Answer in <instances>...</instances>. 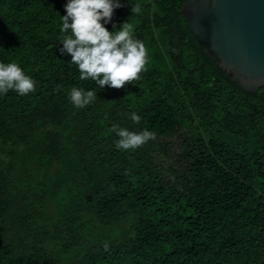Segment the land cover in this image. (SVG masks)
Wrapping results in <instances>:
<instances>
[{
	"label": "trees",
	"instance_id": "trees-1",
	"mask_svg": "<svg viewBox=\"0 0 264 264\" xmlns=\"http://www.w3.org/2000/svg\"><path fill=\"white\" fill-rule=\"evenodd\" d=\"M184 1L121 0L106 27L131 23L146 62L99 89L59 51L66 0H0V61L35 81L0 95V264H264V88L217 68ZM113 123L155 136L117 148Z\"/></svg>",
	"mask_w": 264,
	"mask_h": 264
},
{
	"label": "clouds",
	"instance_id": "clouds-1",
	"mask_svg": "<svg viewBox=\"0 0 264 264\" xmlns=\"http://www.w3.org/2000/svg\"><path fill=\"white\" fill-rule=\"evenodd\" d=\"M122 6L121 0H66L64 15L59 16V51L70 55V62L79 71V79H91L99 89L122 88L126 83L139 79L146 62L144 43L133 36V25L127 20L117 28L113 24L111 31L106 25L111 22L114 9ZM132 13L141 12V5L131 7ZM35 81L26 74L16 62L0 61V95L10 89L19 95L34 90ZM95 88L85 90L73 86L68 91L70 102L83 108L97 99ZM133 122L141 117L130 113ZM110 131L118 139L116 147L121 149L135 148L154 138L155 133L143 129L130 131L113 123Z\"/></svg>",
	"mask_w": 264,
	"mask_h": 264
},
{
	"label": "water",
	"instance_id": "water-1",
	"mask_svg": "<svg viewBox=\"0 0 264 264\" xmlns=\"http://www.w3.org/2000/svg\"><path fill=\"white\" fill-rule=\"evenodd\" d=\"M180 13L232 82L248 92L264 88V0H185Z\"/></svg>",
	"mask_w": 264,
	"mask_h": 264
}]
</instances>
